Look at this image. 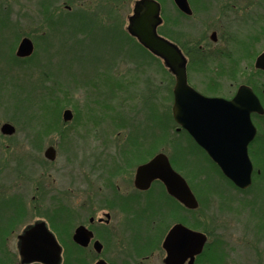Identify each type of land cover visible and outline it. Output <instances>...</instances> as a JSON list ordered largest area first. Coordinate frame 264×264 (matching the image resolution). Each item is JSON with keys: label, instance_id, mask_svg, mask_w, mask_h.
<instances>
[{"label": "rangeland", "instance_id": "1", "mask_svg": "<svg viewBox=\"0 0 264 264\" xmlns=\"http://www.w3.org/2000/svg\"><path fill=\"white\" fill-rule=\"evenodd\" d=\"M134 1L78 0L75 7L77 11L81 8L79 13L92 18L97 27H117L125 31ZM157 1L162 9V32L172 34L173 39L188 52L187 76L191 88L202 97L230 100L241 85H250L264 109V75L253 67L257 55L264 51V0H217L202 10L194 3L195 15L190 20L177 16L171 0ZM35 4L36 0H0V18H9V27L0 31V76L6 75L7 82L20 84L24 91L35 85L33 94L38 99L36 105L26 111L28 116L30 112L34 115L28 124L11 123L15 134L10 138L0 134V205H13L0 206V210H13L19 206L17 203L39 205L40 210H30L31 216L22 222L42 216L54 233L62 238L61 245H66L65 237L73 226L86 224L93 216L94 221L102 217L100 197L114 202L118 196L129 202L134 195L132 183L136 167L156 154H162L185 180L198 208L187 216L180 212L178 206L174 209L171 202L165 200L167 196L163 190L153 186L146 195L130 198L129 210L132 208L139 212L138 220L134 216L131 221L128 212L114 210L109 212L112 217L108 231L114 232L128 218L127 229L132 232L128 242L134 240L143 244L148 240L146 215L158 206L165 210L163 214L168 218H161L154 226L151 224L155 227L150 238L152 243L149 241L150 245L140 250L153 251L149 255L157 264L162 256L159 249L162 238L159 237L167 226L178 220L208 234L204 255L201 256L203 264H264V164L259 161L264 159V114L251 118L258 142H253L248 150L253 152L251 156L258 154V157L257 161L253 157L250 159L254 169L249 188L235 189L212 167L207 169V173L202 172L204 155L196 160L200 170L189 173L183 161L176 160L177 152L170 146L177 144L178 151H189L191 146L186 135L177 130L176 124L160 128L157 124L160 118L172 112L171 91L175 82L163 62L152 59L148 64L137 66L123 59L116 63L110 74L103 70L90 71L92 64L115 58L120 49L118 40L111 41L107 33L96 32L87 40L78 37L77 42L72 39L59 44L56 29L51 30L49 25L56 20L53 18L58 17L55 13L66 16L62 5L55 7L52 18ZM212 31L217 33L216 45L207 38ZM22 38L33 44V53L25 59L15 56ZM199 46L202 49L206 47L203 51L213 55L210 61L202 59L204 52ZM81 64L88 66L84 72L89 73L80 76L83 80L61 79L67 68L74 74L83 71L79 67ZM39 65L49 69L53 78L37 70ZM24 67H30V71ZM99 79H106L108 84L114 80L121 90L110 93L105 87L106 80ZM112 84L108 87H113ZM124 85L128 90H124ZM6 100L9 102L4 96L3 101ZM3 101L0 100L1 103ZM146 103L156 107V118L151 125L145 114ZM65 110L72 114L69 122L61 118ZM43 118L52 122L46 126ZM5 123L9 122L6 121L4 106L0 105V127ZM148 135L153 137L147 138ZM50 146L56 152L53 163L43 157ZM206 174L214 177L212 179L218 183L220 194L210 188V183L205 180ZM72 177L77 184L73 193L69 185ZM84 182L91 187L89 191L85 190ZM93 182L100 183L92 188ZM69 205H75L74 214ZM125 205L123 203L124 208ZM171 209L173 213L167 216ZM154 214L155 211L149 215L151 219ZM99 230H96L98 236L102 235ZM9 246H12L11 242ZM220 251L223 253L221 256L218 255ZM131 260L133 258L124 259L118 264H138L140 261ZM0 264L18 263L13 257L0 256Z\"/></svg>", "mask_w": 264, "mask_h": 264}, {"label": "water", "instance_id": "2", "mask_svg": "<svg viewBox=\"0 0 264 264\" xmlns=\"http://www.w3.org/2000/svg\"><path fill=\"white\" fill-rule=\"evenodd\" d=\"M181 11L190 14L187 0H174ZM159 4L154 0H139L135 2L132 15L129 17L127 32L150 54L159 58L169 72L174 76L172 115L174 123L188 133L194 143L206 152L209 159L217 165L222 175L236 188L245 190L251 185L252 164L249 161L247 148L256 135V129L251 122V114H263L261 104L251 89L239 87L234 98L202 97L187 83L186 60L180 49L169 40H164L157 34V27L161 23ZM211 40L215 41L213 34ZM33 53V44L27 38L20 41L15 56L28 58ZM264 71V52L259 55L255 66ZM64 122L72 119L69 110L62 114ZM15 128L5 123L0 132L11 136ZM45 157L53 161L55 153L52 148L47 149ZM164 155L158 154L148 163L140 166L136 172L135 187L141 190L148 188L154 180H159L171 196L187 209L197 208V201L185 181L168 165ZM43 230L44 239L40 244L33 243V248L22 244V255L25 261H40L50 263L57 260L58 247L51 236ZM77 235L83 232L79 229ZM206 238L200 233L192 232L180 225L175 226L168 233L163 247L168 253L167 262L173 264L175 256L184 260L199 254ZM81 243V241H76ZM40 247V248H39ZM29 254V256H27Z\"/></svg>", "mask_w": 264, "mask_h": 264}, {"label": "flooded vegetation", "instance_id": "3", "mask_svg": "<svg viewBox=\"0 0 264 264\" xmlns=\"http://www.w3.org/2000/svg\"><path fill=\"white\" fill-rule=\"evenodd\" d=\"M51 2V4H53V7H59V5H62L64 12L66 14H71L73 12H77V8L75 7V4L77 3L78 0H66V1H62L61 3H59V0H48ZM117 1V0H115ZM120 1V0H118ZM139 0H135V2H137ZM159 4V7L161 8V4L157 1L154 0ZM173 3V6L177 12V16H181L184 19L189 18L192 19V17L195 15V10H194V3L199 7L200 10L207 8L208 4H210V2H217V0H196L195 2L192 0H187V5L189 7V11L190 14H186L185 12L181 11L179 8H177V5L174 3V0H171ZM44 2V0H36V4L35 6H37L38 8H42V3ZM133 4V6H134ZM159 8V16L161 19L162 18V9ZM81 8H79L80 12ZM133 10V8H132ZM200 23L202 24V22L200 21ZM163 28V20L161 19V23L159 24V26L157 27V34L164 38V40H169L170 43L174 44L178 49H180L181 53L183 54V56L185 57L186 60V74L187 73V68H188V64L190 62V60L188 59V52L184 51V49L181 47V45L179 43L176 42L175 39H173V37L171 36L172 34H168V33H164L162 32ZM215 35V41L213 42L211 40L212 35ZM208 40L213 44L216 45L217 43V33L215 31L210 32L209 36L207 37ZM202 47V46H201ZM199 46V49H201V51L206 50L207 48L204 47V49H202ZM204 52V51H203ZM264 52V51H263ZM263 52H261L259 55H261ZM209 51H205L204 53H202V56L205 60L210 61L213 55L209 54ZM259 55H257V57L254 60L253 63V67L256 64V60L259 57ZM254 69L256 71H258L259 73L264 75V71L261 69H258L256 67H254ZM187 82H188V76H187ZM243 86V85H241ZM243 87L249 88L252 91L254 90L253 88H250V85H244ZM236 93V92H235ZM235 95V94H234ZM234 95L232 98H234ZM231 100V99H230ZM52 122V121H51ZM50 123V121L47 120V123L45 124L46 126H48V124ZM43 124V126H44ZM15 134V132L13 133ZM13 134L11 136H6V137H12ZM25 143H27V141H25ZM52 148V150L54 149L53 147H49ZM49 148H47L49 150ZM47 149L44 151L43 153V157L44 160L50 163H53L55 160V157L53 159V161L48 160L45 157V152L47 151ZM56 156V152L55 150H53ZM153 158V157H152ZM151 158V159H152ZM150 159V160H151ZM150 160H148L147 162H149ZM147 162L141 164L144 165ZM45 163V162H44ZM139 165V166H141ZM138 166V167H139ZM136 167V171L137 168ZM43 176V174H42ZM49 176V175H48ZM134 176H136V172L134 174ZM75 178L72 177V179L69 181V185L71 186V193L74 192L73 189H76V181L74 180ZM37 181V180H36ZM34 181V182H36ZM56 181V180H55ZM57 182V181H56ZM96 183H100V182H93L92 183V188L94 185H96ZM97 184V185H98ZM41 184H39L36 189L39 190ZM133 194L132 197H130L131 199H133L134 196L137 195H146V193H148L151 188L154 187H158L160 190H163L165 192V188L163 186V184L160 181H153L150 183V185L148 186L147 189L145 190H141L135 187V177H133ZM84 187L85 190L87 189H91V187L89 186V184H87L86 182H84ZM2 189V188H0ZM89 191V190H88ZM114 191V190H113ZM115 192V191H114ZM41 196L44 195L40 194ZM11 198V197H10ZM89 198V197H88ZM121 198V197H120ZM130 198H129V202H125V198H121L119 199V197H115L114 202L112 199H106L103 197H100V200H102L100 203L103 204V207H101L102 205H100V207L104 213L101 215L102 217H99L98 219L95 220V217H90L87 221L88 223L86 224H78L76 226H73L70 234L65 237V241L64 243H66V245H61L62 244V238L58 237L55 233L54 230L52 229V227L46 223L47 221L42 219V216H38L37 220H29L30 222H22V220L24 218H28L29 216H31L28 212L31 210H40V206L37 204H29V205H21L19 203H17L19 206L13 209V210H0V256H3L5 258H12L17 260L18 264H46V263H42L40 261H25L26 257H24L22 255V244L24 242H27L26 240L29 239L28 244H25V246L28 248L31 247L33 248V246L29 245V244H33V243H38L40 244L41 241L44 239V232L43 230H41V228H44L45 231L51 236V238L53 239L54 243L57 245L58 247V252L57 254V260L52 261L48 264H118L119 262L123 261L124 259L126 260H130L133 258V260L138 261V264H157L154 260V258L152 257V255H149L150 253H153V251H140L142 250L145 246L150 245V238L151 236L154 235V224H158V222H160L159 220L161 218H168L165 217L163 212L165 210H162L160 207L156 206L154 207L149 214L146 215V229L148 232V240L146 242H144L143 244H139L137 243V241L132 240L130 243L128 242L127 239H129V237H131V230L127 229L129 226V219L132 221V218L135 216L138 220V211L137 210H129V206H131V202H130ZM168 199H165L166 201L171 202V205L174 206V209L176 206L179 207L180 212L182 211L184 214H188L189 213H193L195 210H190L187 209L185 206H182L179 203H174L171 198L167 197ZM7 200V199H6ZM128 200V199H127ZM108 201L110 202L108 205ZM119 201L122 203H119ZM123 203L125 205V208L123 206ZM174 203V204H172ZM86 204V201L85 203ZM176 204V205H175ZM76 205V203H75ZM75 205H69L71 206V213L74 214L73 210H74V206ZM0 206H13V205H0ZM42 206V205H41ZM133 206V203H132ZM26 208V209H25ZM31 208V209H30ZM33 208V209H32ZM173 209V208H172ZM172 209L169 211L168 215H170V213L172 212ZM177 209V208H176ZM54 210V209H53ZM56 210V209H55ZM115 211H121V213H129L128 218H125V220L121 223V225L118 227V229H116L114 232L108 231L109 225H110V219H111V215L109 214V212H114ZM178 210V211H179ZM68 211V208H67ZM155 211L154 216L152 217V219L150 218V214H152ZM176 211V210H174ZM70 212V211H68ZM69 215V214H68ZM162 219V220H163ZM183 219V218H182ZM184 220V219H183ZM96 222V226L95 225ZM187 222H184L182 220H178V222L174 223L173 225L167 226V228L163 231V233H161V237L162 241L160 243V248L161 252H162V256L159 261L160 264H168L167 259L168 258V253L166 252V250L163 247L164 241L166 239V237L168 236V233L172 230L173 227L180 225L181 227H184L192 232L195 233H200L203 236H205L206 241L205 244L203 245L201 251L199 254H196L191 258H185L184 260H180V258H177V256L174 257L173 259V264H203L202 260H201V256H203V249L205 247V245L208 242V234L207 233H203L200 232L198 230H194L193 228H190L189 226H187V224H185ZM150 224V225H149ZM153 226H152V225ZM96 227V228H95ZM95 228V229H94ZM81 230V232H83L81 235H77L78 230ZM100 229V230H99ZM99 230L101 231L100 236L97 235V231ZM120 231V234H119ZM112 232V233H111ZM125 234V238L122 237L121 235ZM134 237V236H133ZM124 238V241H123ZM81 241V243H77L76 241ZM150 241V242H149ZM10 242L12 243V246L10 247ZM152 243V242H151ZM152 245V244H151ZM40 248V247H39ZM157 248V247H156ZM132 254V255H130ZM217 254V253H216ZM218 255H223L222 251H220L218 253ZM29 256V254L27 255ZM131 260V261H133ZM158 263V264H159Z\"/></svg>", "mask_w": 264, "mask_h": 264}, {"label": "trees", "instance_id": "4", "mask_svg": "<svg viewBox=\"0 0 264 264\" xmlns=\"http://www.w3.org/2000/svg\"><path fill=\"white\" fill-rule=\"evenodd\" d=\"M42 9H44L46 11L45 15H50L52 17V15H54V11L56 10L55 7H53V4H51L50 1L48 0H44V2L42 3ZM49 10V12H48ZM59 10V9H58ZM58 15V19L60 15L59 13H55ZM44 15V16H45ZM64 16V17H63ZM61 16L60 20H57V18H53L56 19L54 20V22H51L52 19L50 21H48L47 25L50 24V22L52 23L51 25H49L50 29L53 30L54 28L56 29V38L58 36V42L59 44H66L67 41L70 42V40L74 39V41L77 42L78 37H82L84 40L87 38H90L92 35L96 34V32H105L109 35L110 40L114 41V40H118V46H119V51L117 52V55L115 56V58L112 59H108L103 63H97V64H92V66H90V71L91 70H95L97 72H99L98 70H103L105 73L110 74L112 73L116 63L120 60H126L127 62H130L133 65H142V64H148L149 62H151L150 60H155V61H159L158 58H156L155 56H153L152 54L149 53V51L145 50L142 46H140L138 44V41H136L134 38H132L127 31H123V30H118L117 27H115V29H111V28H100L97 27L96 23L93 21L92 18H88L85 15H83V13H79L78 11L73 12V14H66ZM72 17V18H70ZM8 22H9V18L7 16H3L2 18H0V31L4 28H8ZM10 24V23H9ZM68 28H71L70 31H67ZM66 32V33H65ZM2 33H0L1 35ZM49 34V33H48ZM64 34H66V36H64ZM1 37V36H0ZM50 37V35L48 36ZM80 39V38H79ZM4 42V41H3ZM46 45V44H45ZM46 51V50H45ZM208 60V59H207ZM205 60V61H207ZM42 67V68H40ZM79 67H81V69L83 71L79 72L78 74H74L71 72V70L69 68H67V70H65V72L62 74V78L63 80L69 79V81H81L83 80L80 76H85V74L88 72H84V70L86 69V67H88L87 65L81 64ZM26 68L25 70H29L30 71V67H24ZM37 70H42L44 72V75H47L53 78V74L50 73L49 69H46L44 66H37L36 68ZM74 74V75H73ZM89 73H87L88 75ZM5 77H7L6 75L1 74L0 76V94L2 93V95H0V100L3 101V97L6 96L9 100V102L3 101V103L0 102V105L4 106V112H5V116H6V121H8L9 123H12L14 125H19L21 123H25L28 124L31 120L32 117H34V115H32V112H30V116L27 115L26 111L31 108L33 105H36V97L35 94H33L35 88V85H32V87L28 90V91H24V89L20 86V84L18 83H13V82H7V80L5 79ZM58 81L60 79H57ZM105 81L104 79H99V81ZM105 87H107L109 89L110 93H113V91H120L118 88H120V86L118 87V83H116L114 80L109 81V84H112L113 87H108L109 84L107 83V80L105 81ZM56 83V82H55ZM108 84V86H107ZM122 85V84H121ZM125 87V85H124ZM124 90H128V88L125 87ZM4 92V93H3ZM52 99V98H51ZM44 101V100H42ZM145 101V100H144ZM173 101V100H172ZM30 103V106H29ZM54 103V102H53ZM147 104V103H146ZM50 106V104L48 105ZM29 107V108H28ZM145 111H146V115H147V119H148V123L151 125L152 123H154L155 118H156V110H155V106H151V104H147L144 106ZM110 112L112 111L110 108H107ZM169 112V111H168ZM167 112V113H168ZM46 117H48V112H46ZM107 116V115H106ZM119 117H121L122 115H118ZM24 117V119H23ZM52 117V116H51ZM111 117V116H110ZM113 118L114 115L112 116ZM44 119V118H43ZM114 120V119H113ZM51 121V120H49ZM173 117H172V112L168 113V115H165L162 119L160 118L158 120V125L160 128L161 126H168L171 124H175L173 123ZM44 123H47V119H44ZM153 126V125H152ZM150 131L152 132V135H154L155 133L153 132V129H150ZM154 133V134H153ZM152 135H148L147 138L153 137ZM184 135H186V140L187 143L190 144V149L189 151L184 150V153L181 151H178L179 147L178 145L174 144V145H170L171 149L177 154L175 158L176 160L179 161H183L184 165L188 168L189 173H193L195 172L196 169H199V167H197V165H199V163H196V160H199V156L200 155H204V161L202 159V162L204 165H202L204 167L201 168V170H203L202 172L207 173V169H209V167H212L213 169L216 170V172H220V170L217 168V165H215L206 155V153L201 150L195 143H193V140L186 134L184 133ZM156 137V136H155ZM256 140V141H255ZM175 141V140H174ZM254 144L255 142H258L257 137L254 139ZM251 154H253V152L249 151V156L250 159L252 160ZM257 157L258 154H255L256 161H257ZM260 158V164H264V159ZM250 160V161H251ZM255 161V162H256ZM201 164V161H199ZM253 163V161H252ZM254 169V168H253ZM198 171V170H197ZM221 174V173H220ZM222 176V175H221ZM212 177H209L206 174V182L210 183V188L216 193V194H220L221 191L218 188V183L215 182V180H213ZM223 178V176H222ZM224 179V178H223ZM168 199V198H167ZM169 200V199H168ZM173 201V200H172Z\"/></svg>", "mask_w": 264, "mask_h": 264}]
</instances>
